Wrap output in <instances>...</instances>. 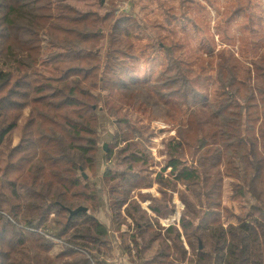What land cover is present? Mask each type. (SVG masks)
<instances>
[{
    "label": "trees",
    "instance_id": "obj_1",
    "mask_svg": "<svg viewBox=\"0 0 264 264\" xmlns=\"http://www.w3.org/2000/svg\"><path fill=\"white\" fill-rule=\"evenodd\" d=\"M116 1L110 0V9L101 12L82 8L73 0H0V136L26 115L19 141L6 154L0 175V264H48L58 241L62 248L55 258L61 259L60 264H108L113 238L110 227L95 214L100 209L99 183L94 180L101 142L98 110H107V102L101 104L107 92L119 90L127 99L143 96L147 101L154 92L165 94L152 88L146 78L136 81L128 76L126 80L122 70L127 65L122 60L126 51L118 45L117 32L128 33L137 22L125 11L117 14ZM96 2L101 9L108 4ZM220 55L227 61L223 51ZM170 63L169 77L179 92L173 90L168 96L181 93L184 102H210L216 107L217 122L205 127L196 110L186 114L187 128L178 132L174 148L192 145L198 164H182L173 155L167 166L173 181L188 183L193 200L184 196L180 225L163 227V234L162 228H154L151 217L140 212L138 202L129 208L122 187L143 179L133 172L141 154L120 146V140L114 145L118 155L105 149L104 160L110 163L101 178L120 179L107 193L123 248L131 254V239L142 264L185 260L187 264H264V199L253 195L257 204L246 199L252 203L251 210L236 215V222L222 221L219 210L224 177L232 179L245 196L253 194L254 184L264 183V89L259 88L257 95L251 87L253 71L256 78L264 79V68L256 65L251 71L247 67L238 74L236 65L221 62L222 93L211 99L192 86L178 60ZM122 140L128 145V138ZM220 165H224L220 173L210 171ZM156 179L161 182L163 174L158 172ZM81 205L87 210L70 216V210ZM124 205L132 220L129 225L137 228L130 234L121 231L127 222L121 212ZM164 208L165 214L172 210L168 205ZM224 209L230 212L227 206ZM152 210L163 215L159 207ZM181 228L190 254L181 240ZM155 245L158 249L148 256ZM179 250L181 257L175 253Z\"/></svg>",
    "mask_w": 264,
    "mask_h": 264
},
{
    "label": "rangeland",
    "instance_id": "obj_2",
    "mask_svg": "<svg viewBox=\"0 0 264 264\" xmlns=\"http://www.w3.org/2000/svg\"><path fill=\"white\" fill-rule=\"evenodd\" d=\"M73 2L82 8L101 12H104L106 7L109 10L112 5L109 4L110 0H105L108 4L103 9L96 0H73ZM115 4L119 8L117 14L125 11L137 22L128 29V33L122 34L120 30L117 32L118 45L126 51V55L122 58L127 63L126 69L122 67L126 80L129 79L128 76L135 77L136 81L146 78L151 82L152 88L165 92V94L154 92L153 96H149L150 101L144 100L143 96L127 99L119 90L112 94L107 92V96L101 102V104L107 102L105 103L107 110L103 108L98 110L101 130L99 170L97 177L92 175L99 183L100 209L95 214L110 227L111 237L121 239L122 236L112 223L107 193L111 185L119 184L120 179L110 182L106 179L102 180L101 175L110 163L104 160L105 149H112L113 153L118 155V146L114 145L120 140V146H127L129 151L141 154L142 160L134 162L133 172L136 170L143 179L140 178L135 186L130 183L122 185L128 197L129 208L133 209L134 204L138 202L141 207L140 212L146 213L148 219L151 217L155 223L154 228L156 230L162 228V231L160 230L162 234L166 232L163 227L170 224L180 225L186 207L184 196L193 200L194 192L192 194L187 182L173 181L174 175L167 164L173 155L178 156L185 165H196L198 159L192 145L184 144L180 148H174L178 132L186 130L185 117L192 109L197 111L205 127L212 128L217 119L214 114L216 107L214 108L210 102L207 104L200 99L184 102L185 96L181 93L168 96L173 90L179 92L178 85H173L169 77L168 67L170 62L178 60L191 77L192 86L211 99L222 93L219 83L221 62L236 65L238 74L247 70L245 69L247 67L251 71L256 65L264 68V0H117ZM110 32L111 30L108 33ZM222 51L223 56L228 57L227 61L220 59ZM231 53L237 60L235 57L231 58ZM117 67L118 65L115 68ZM251 87L255 89L257 95L259 88L264 89V79L256 78L255 71H253ZM242 89L245 90L246 87ZM111 106L112 111L108 110ZM25 120L26 115L15 127L0 136V175L4 168L5 156L19 141ZM124 138H128V145H126L127 141L122 140ZM259 150H263L262 146H259ZM113 163L112 161L111 165ZM165 165L167 167L163 169ZM223 167L224 165H220L210 171L220 173L219 169ZM158 172L163 174L161 182L156 179ZM253 191V194L250 191L247 192V196L242 195L233 186L232 179L224 177L222 205L219 209L222 221L236 222V215H243L247 210H251L252 203L251 201L247 203L246 199L248 201L250 198L249 200L257 204V199L253 195L264 199V183L254 184ZM141 194L148 196L143 197ZM194 201L196 202V199ZM245 204L247 207H244ZM167 205L172 210L168 213L167 209L168 212L165 214L164 206ZM125 206L121 212L126 218L125 226L130 234L137 228L134 224L129 225V221L132 220L127 217ZM195 206L197 209L201 208L198 204ZM226 206L230 208L229 213L224 209ZM153 207H159L163 215L156 214L152 210ZM205 211L200 213V217ZM181 232L183 234L182 228ZM174 235V232L170 233L169 243L172 247ZM181 236L182 242L188 248L185 235ZM61 244V241H58L54 245L49 253L50 259L48 258L46 263H61V259L55 258L61 251ZM152 247V251L147 252L150 257L158 249L157 245ZM188 250L190 254L191 248L189 247ZM175 253L181 257L180 250ZM179 263L187 264V260L178 261L177 264Z\"/></svg>",
    "mask_w": 264,
    "mask_h": 264
},
{
    "label": "crops",
    "instance_id": "obj_3",
    "mask_svg": "<svg viewBox=\"0 0 264 264\" xmlns=\"http://www.w3.org/2000/svg\"><path fill=\"white\" fill-rule=\"evenodd\" d=\"M125 225V224H123ZM124 231V230H122ZM128 232V231H127ZM113 240V250L111 256H109L108 264H142V259L138 258L136 251L133 247V243L130 241L132 248L131 254L128 253L125 248H123L124 243H122V238H114Z\"/></svg>",
    "mask_w": 264,
    "mask_h": 264
},
{
    "label": "water",
    "instance_id": "obj_4",
    "mask_svg": "<svg viewBox=\"0 0 264 264\" xmlns=\"http://www.w3.org/2000/svg\"><path fill=\"white\" fill-rule=\"evenodd\" d=\"M84 175L86 176V174H84ZM82 210H87V207L81 205V206H78V207L75 208V209H71V210H70V216H72V215H74V214H76V213H78L79 211H82Z\"/></svg>",
    "mask_w": 264,
    "mask_h": 264
},
{
    "label": "built area",
    "instance_id": "obj_5",
    "mask_svg": "<svg viewBox=\"0 0 264 264\" xmlns=\"http://www.w3.org/2000/svg\"><path fill=\"white\" fill-rule=\"evenodd\" d=\"M121 230L128 231L125 225H122Z\"/></svg>",
    "mask_w": 264,
    "mask_h": 264
}]
</instances>
